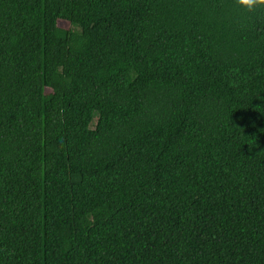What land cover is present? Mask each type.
Segmentation results:
<instances>
[{
    "label": "trees",
    "instance_id": "1",
    "mask_svg": "<svg viewBox=\"0 0 264 264\" xmlns=\"http://www.w3.org/2000/svg\"><path fill=\"white\" fill-rule=\"evenodd\" d=\"M0 264H264V11L0 0Z\"/></svg>",
    "mask_w": 264,
    "mask_h": 264
},
{
    "label": "clouds",
    "instance_id": "2",
    "mask_svg": "<svg viewBox=\"0 0 264 264\" xmlns=\"http://www.w3.org/2000/svg\"><path fill=\"white\" fill-rule=\"evenodd\" d=\"M234 3L248 14H254L258 9L264 11V0H234Z\"/></svg>",
    "mask_w": 264,
    "mask_h": 264
},
{
    "label": "rangeland",
    "instance_id": "3",
    "mask_svg": "<svg viewBox=\"0 0 264 264\" xmlns=\"http://www.w3.org/2000/svg\"><path fill=\"white\" fill-rule=\"evenodd\" d=\"M60 25L64 28H68L69 27V24L66 23V22H61ZM93 127H94V124H93Z\"/></svg>",
    "mask_w": 264,
    "mask_h": 264
}]
</instances>
